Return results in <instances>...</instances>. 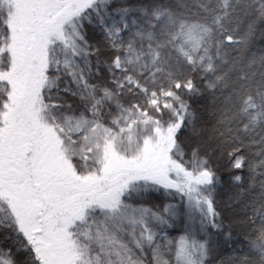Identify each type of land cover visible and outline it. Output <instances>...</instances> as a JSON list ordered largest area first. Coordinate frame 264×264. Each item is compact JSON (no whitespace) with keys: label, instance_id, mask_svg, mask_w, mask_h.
<instances>
[{"label":"snow or ice","instance_id":"1","mask_svg":"<svg viewBox=\"0 0 264 264\" xmlns=\"http://www.w3.org/2000/svg\"><path fill=\"white\" fill-rule=\"evenodd\" d=\"M0 264H264V0H0Z\"/></svg>","mask_w":264,"mask_h":264}]
</instances>
